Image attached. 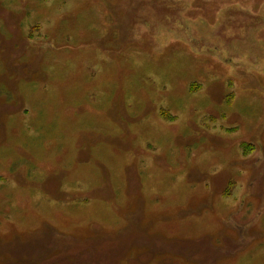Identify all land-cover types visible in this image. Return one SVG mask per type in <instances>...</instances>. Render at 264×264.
I'll use <instances>...</instances> for the list:
<instances>
[{"label":"rangeland","instance_id":"374dc122","mask_svg":"<svg viewBox=\"0 0 264 264\" xmlns=\"http://www.w3.org/2000/svg\"><path fill=\"white\" fill-rule=\"evenodd\" d=\"M2 136L0 264H264V0H0Z\"/></svg>","mask_w":264,"mask_h":264},{"label":"flooded vegetation","instance_id":"af4514ba","mask_svg":"<svg viewBox=\"0 0 264 264\" xmlns=\"http://www.w3.org/2000/svg\"><path fill=\"white\" fill-rule=\"evenodd\" d=\"M122 107H123V109H122V112H124L125 111V105L123 104L122 105ZM4 128H5V126L3 125L2 126V131H4ZM74 131H77V130H74ZM82 134L83 135H85L84 134V130L82 131ZM3 141L4 140V136H2L1 138H0V141ZM52 144H54V142H52ZM81 145H83V143H80L79 144V147L81 146ZM15 146L17 147V149L19 148V144H15ZM28 152V156H30L32 159H33V163H35L36 161H37V159H34V153H32V152H29V151H27ZM80 153H82V151H80ZM228 154H229V150H228ZM233 160H235V159H233ZM229 162H230V158H229ZM234 163H236V161L234 162ZM254 171V170H253ZM253 171H251V173L247 176V179L250 181V182H255V180H257V177H258V173H256V174H254V172ZM223 172H227V174H225L224 176L222 175V177L221 178H223V179H225L226 181L227 180H229L230 179V177H233V175H234V173L233 174H231L230 173V171L228 170V169H224V171ZM234 178H236V176H234L233 177V179ZM214 190V189H213ZM226 192V191H225ZM224 191H223V193L221 192V191H219L218 192V195H220L221 193V197H223L224 196V193H225ZM246 192H248L247 190L245 191V193L244 194H246ZM214 193V191L212 192V194ZM249 193H254V192H249ZM240 206L242 207V209L244 210V211H246L248 208H249V203L246 201V199H241V203H240ZM211 207H213L214 209H216V207L214 206V204H212L211 205ZM234 209H231V212H232V214H234ZM236 211V210H235ZM231 212L229 213L230 215H228V217L224 220V222H223V224H227L226 226L224 225V227H223V230H222V232H220V233H218V238L217 239H215V237L213 238L215 241L216 240H218L219 239V237H221L222 239H223V241L225 242V243H222V244H212L213 246H218L219 248H221V250H222V252L223 253H226L227 251H228V248H230L231 249V247L232 248H234L235 250L236 249H239L241 246H244V245H246L247 244V241H245L244 240V234L242 233V230H243V227H242V225H238L237 223H233L232 222V224L230 225L229 223H230V221H231V219H232V214H231ZM260 222H261V230H262V228H263V224H264V221H261L260 220ZM230 231H233L234 233H235V237H233V241L231 242V243H227V241L229 242V241H231V239L232 238H230L229 237V235H228V233L230 232ZM257 233V235H258V237L259 238H257L256 239V237H255V240H254V242L251 244V246L250 247H254V246H258L259 247V245L262 243V239L260 238V235H261V232H260V228H259V226H258V231L256 232ZM243 236V237H242ZM227 239V240H226ZM247 246H249V244H247ZM216 251H220V250H216ZM206 252H208V247H207V251ZM221 252V251H220Z\"/></svg>","mask_w":264,"mask_h":264}]
</instances>
